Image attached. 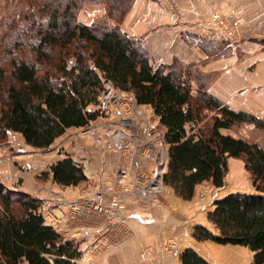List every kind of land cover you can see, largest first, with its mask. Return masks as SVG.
<instances>
[{"label": "trees", "instance_id": "16d2710c", "mask_svg": "<svg viewBox=\"0 0 264 264\" xmlns=\"http://www.w3.org/2000/svg\"><path fill=\"white\" fill-rule=\"evenodd\" d=\"M134 0H5L0 4V141L19 133L33 148H46L70 127L100 115L99 95L110 86L132 94L158 117L167 146L162 182L185 200L195 187L224 184L229 158L241 159L254 192L226 194L212 202L207 220L193 227L197 241L240 245L250 264H264V148L222 133L241 123L264 128V119L230 108L208 91L212 75L173 59L153 66L143 39L120 23ZM86 4L105 12L89 24L78 19ZM190 44L219 57L232 51L229 39L214 41L183 33ZM61 186L86 181L82 167L66 155L41 175ZM42 199L0 182V264H75L80 239L49 225ZM180 264H212L192 247Z\"/></svg>", "mask_w": 264, "mask_h": 264}, {"label": "crops", "instance_id": "0c3cea01", "mask_svg": "<svg viewBox=\"0 0 264 264\" xmlns=\"http://www.w3.org/2000/svg\"><path fill=\"white\" fill-rule=\"evenodd\" d=\"M95 5L97 18L102 17L104 6ZM214 11L229 20L238 17L243 19L234 31L232 51L219 57L209 56L183 38V33L212 40L218 38L204 26V21ZM78 19L87 24L93 21L92 18L83 21L79 15ZM120 27L127 34L143 39L154 67L160 63H170L175 58L184 63L196 64L202 72L212 75L208 86L211 94L232 109L264 117V0H134ZM135 110L140 119L159 126L158 117L149 105H136ZM75 129L78 127L66 129L44 153L29 149L21 153H8L5 145H0V179L8 185L20 179L21 183L17 184L16 189L41 198L43 209H52L60 215L66 203L79 195V189L77 186L57 184L52 181L51 175L46 180L39 177V172L48 169L56 160L70 156L83 169L87 178L83 183L100 181L105 174L113 173L117 168L128 167L129 173L133 174L142 166L153 169L159 163V156L149 161L136 156L129 161L119 151H107L88 137L72 135ZM229 130L221 129V132L228 133ZM102 133L104 138L108 137L106 130ZM15 162H19L18 166ZM232 174H227L224 182L236 176ZM247 181L244 191L254 192L249 178ZM203 182H210L216 190L220 188L209 180ZM200 184L188 200L178 197L171 187L165 185L161 197L163 205L149 209L139 208L135 203L136 195H128L123 215L133 235L96 255L82 252L75 264H180L179 253L186 247H192L210 261L207 250L214 247V242L194 239L193 227L202 224L213 231L214 226L208 222L207 212L213 207L215 199L228 193L220 195L213 192L204 197L199 196ZM208 201L211 204L207 205ZM169 236L175 240L174 253L161 249L162 241ZM86 246L87 242L81 240V251ZM145 248L153 251L152 258L141 257L140 253Z\"/></svg>", "mask_w": 264, "mask_h": 264}, {"label": "built area", "instance_id": "2783aa9c", "mask_svg": "<svg viewBox=\"0 0 264 264\" xmlns=\"http://www.w3.org/2000/svg\"><path fill=\"white\" fill-rule=\"evenodd\" d=\"M242 22L243 19L238 17L231 23L226 16L214 11L204 21V26L230 38ZM121 92L106 87L100 93V115L84 126L83 134L107 151H119L129 161L136 156L145 161L159 156L161 161L153 169L138 168L131 178H128V167L105 174L102 180L88 185L75 199L68 201L60 215L50 209H39L58 232L69 237L80 236L94 252L115 246L132 236L133 231L123 215L128 195H136L140 207L159 203L157 196L167 162L168 144L162 128L140 121L133 97ZM103 130L107 131V138H104ZM141 256L147 257L148 253L143 252Z\"/></svg>", "mask_w": 264, "mask_h": 264}, {"label": "rangeland", "instance_id": "374dc122", "mask_svg": "<svg viewBox=\"0 0 264 264\" xmlns=\"http://www.w3.org/2000/svg\"><path fill=\"white\" fill-rule=\"evenodd\" d=\"M4 2H5V0H0V4H4ZM95 11H97V5L86 4L80 9V11L78 12V15L80 16V19H82L83 21H89L91 18L93 20H95V19H97V12H95ZM234 20H229V21L231 23H233ZM236 28H235V30H236ZM211 32L213 33V35L215 37L222 38V39H229L230 43H231V41H233V38L235 35V32H233V34L231 36H229L230 38H225L222 35V33H220V32H217V31H211ZM218 38H213V39H214V41H220ZM121 93H123L125 95H131L132 96V94L129 92H121ZM262 118L264 119V117H262ZM139 120L144 122V123H147L148 125H155V124H151L149 122H146L140 118H139ZM155 126L159 127L158 125H155ZM84 128L85 127H78V129L73 130L72 135L84 136V137H88L91 139V137L88 136L87 134H83ZM228 133L233 135V136L242 137L248 141L257 142L260 146H262L264 148V128H257L252 123H241V124H238V125L230 128ZM92 142H93V140H92ZM0 145H5L6 151L8 153H16V152L21 153V152L25 151L24 149H29V151H36L38 153H40V152L44 153L47 151V147L46 148H33V147L30 148L31 146L29 145L30 146L29 147V146H27L28 144L26 145L22 136L19 133L13 132V131H8L5 139L0 141ZM34 149H38V150H34ZM159 161H161V159ZM18 163L19 162H15V165L18 166ZM227 163H228V170H227L225 176H227V174L229 176V173H231V174L233 173L232 175H236V176L233 178H229V180L226 179V182H224L223 186L220 188H217L218 190H216V188H213V186L210 184V182L201 183L200 186H198L199 196L204 197V196H206V194H212L213 192H216V193L218 192V194H220V195L226 194V193L229 194V193H235V192H245L244 191L246 188L245 183L248 182L247 181L248 178L250 181H251V179H250V173L244 168L243 161L241 159L232 158V159H228ZM19 169L21 171H23V169L20 165H19ZM166 169H167V162H165V165L163 167V173L166 171ZM47 170L48 169H44V170L39 172V177L42 180H46L49 177L50 174L48 176L41 175L43 171H47ZM132 175L133 174L129 173L128 178H131ZM126 179H127V176H126ZM0 182L4 183L5 185L9 186L12 189H16L15 187L17 186V184L21 183L20 179L19 180L15 179L13 181L12 185L6 184L1 179H0ZM92 183H94V182H92ZM92 183H87V182L83 183L82 182L80 185L77 184L75 186H77V188L79 189L78 193L80 194V192L83 189H85L88 185H90ZM164 186H165V184L162 182L161 190L158 192V196H157V199L159 201V203L157 205H150L148 207H144V206L140 207L137 204V197H135L136 205L142 209H149V208H152L154 206L163 205V201H162L161 197H162V189ZM60 189L63 190L64 187H60ZM17 190H19V189H17ZM127 197H126V199H127ZM209 203H210L209 201L206 202L207 205ZM40 209H42V205H41ZM44 209H48V208H44ZM50 210H52V209H50ZM45 221L48 223L47 220H45ZM213 232L217 233L215 228H213ZM77 239L83 240L80 237ZM161 249L167 253H174L175 252V240L170 236L167 237L164 241H162ZM207 251L209 254L210 261L213 264H250L251 259H252V252L248 248H246L244 246H240V245L218 244V243L214 242V247L208 248ZM82 252H84V253L88 252V254H90V255H96L97 254V252L92 251L87 246L84 249V251L83 250L81 251V253ZM143 252L148 253V256L147 257L144 256V258H152L153 257V251L151 249L145 248L144 250L141 251L140 255Z\"/></svg>", "mask_w": 264, "mask_h": 264}]
</instances>
